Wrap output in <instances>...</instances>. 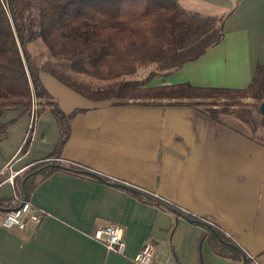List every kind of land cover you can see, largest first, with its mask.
<instances>
[{"label":"crops","instance_id":"0c3cea01","mask_svg":"<svg viewBox=\"0 0 264 264\" xmlns=\"http://www.w3.org/2000/svg\"><path fill=\"white\" fill-rule=\"evenodd\" d=\"M178 1L188 12L223 17L225 37L196 60L151 78L146 86L187 82L247 87L257 65L264 63V0ZM36 68L64 112L86 109L71 122L61 161L153 193L213 223L253 256L255 264H264L262 138L187 104L130 100L117 105L115 98L93 99L48 68ZM18 101L0 99V125L12 122L0 140V173L5 171L0 175V199L15 196V187L3 182L10 169L25 172L49 158L59 136L51 109L33 124L31 109ZM31 123V144L23 152ZM30 200L46 215L31 231L5 229L0 223V264H138L132 257L149 240L157 245V259L243 264L215 253L200 224L145 203L101 178L56 171L37 186ZM114 222L125 228L124 254L107 250L93 236Z\"/></svg>","mask_w":264,"mask_h":264},{"label":"trees","instance_id":"16d2710c","mask_svg":"<svg viewBox=\"0 0 264 264\" xmlns=\"http://www.w3.org/2000/svg\"><path fill=\"white\" fill-rule=\"evenodd\" d=\"M223 19L188 12L178 0H0V99H19L18 102L29 110L34 98L38 104L36 118L49 108L59 127L52 155L15 177V196L24 199L26 192V199H30L37 186L56 171L101 178L124 188L145 203L170 209L200 224L204 228L203 238H208L218 255L243 264H255L244 248L213 223L153 193L126 187L75 163L61 161L60 152L69 137L71 122L86 109L76 108L70 113L62 110L43 85L29 50V43L39 37L52 56L66 61L72 72L113 81L105 90L95 91L88 84L71 80L53 68L48 69L60 81L87 97L116 98L117 105L129 103L123 101L127 98L133 103L136 102L134 99H148L138 103L193 107L207 104L211 116L217 118L218 112L211 106L218 98L264 100V63L257 65L253 80L245 88L200 87L187 82L165 86L146 84L155 76L175 72L219 44L225 37ZM148 67L144 79H133ZM257 113L255 116L253 111L247 110L240 114L241 120L253 131L260 124L264 126V115L259 107ZM11 123L0 125V140ZM33 124L23 152H27L31 144ZM15 196L0 199V212L19 203H14Z\"/></svg>","mask_w":264,"mask_h":264},{"label":"built area","instance_id":"2783aa9c","mask_svg":"<svg viewBox=\"0 0 264 264\" xmlns=\"http://www.w3.org/2000/svg\"><path fill=\"white\" fill-rule=\"evenodd\" d=\"M30 109L33 123V120L36 118L38 111V104L36 99L34 98L31 101ZM32 123L30 126H32ZM28 134L29 132L27 133V137ZM24 169L25 168L20 170H13L11 168L9 174L3 182H8L14 187L15 177L21 174ZM2 174H5L4 170L1 171L0 175ZM17 202L19 203L17 204ZM14 203L17 205L6 211L0 219V223L5 229L21 231L34 230L35 228H37L42 218L46 215V211L43 208L36 206L30 199L27 200L26 198H24L20 200L15 196ZM124 235L125 228L118 222L109 223L101 228H98L93 234L95 239L103 242L107 250L121 254H124L126 250ZM156 246L157 245L155 241H147L142 249L137 254H135L132 259L138 264H177L175 261L167 259H157Z\"/></svg>","mask_w":264,"mask_h":264},{"label":"rangeland","instance_id":"374dc122","mask_svg":"<svg viewBox=\"0 0 264 264\" xmlns=\"http://www.w3.org/2000/svg\"><path fill=\"white\" fill-rule=\"evenodd\" d=\"M29 50L31 52L33 62L35 67L42 68H53L56 72L68 77L71 80L77 81L79 83L88 84L92 90H105L110 87L113 83L112 80L102 81L98 79L91 78L87 75L76 74L72 72L68 66V63L64 60L55 59L50 53L49 49L43 43V41L38 37L29 43ZM143 70V69H142ZM134 76V78L144 79V76L149 72V67L144 69L143 71ZM53 74V73H52ZM54 75V74H53ZM116 99V98H115ZM131 99H124L123 101H130ZM142 101L148 99H141ZM139 99H134L133 101H141ZM132 101V100H131ZM217 103L211 107L217 110V119H221L225 122V125H229L231 127H237L243 129L246 132H249L251 135L255 137H264V126L260 124L258 128L253 131V129L243 122L240 118V114L244 111L251 110L255 116L258 115L257 108L260 106V101L253 98H243L238 97L234 99H225L218 98ZM197 111L204 112L205 115L211 116L212 111L207 104H200L194 107ZM257 114V115H256ZM212 117V116H211Z\"/></svg>","mask_w":264,"mask_h":264},{"label":"water","instance_id":"95a60500","mask_svg":"<svg viewBox=\"0 0 264 264\" xmlns=\"http://www.w3.org/2000/svg\"><path fill=\"white\" fill-rule=\"evenodd\" d=\"M259 110H260L261 115H264V100L260 103ZM24 182H25V180L22 182L23 186H24ZM125 186L130 187L127 185H125ZM26 196H27V193L25 192V198H26Z\"/></svg>","mask_w":264,"mask_h":264}]
</instances>
